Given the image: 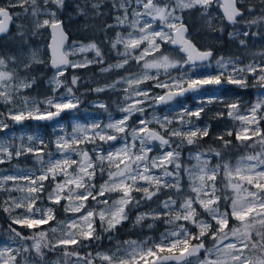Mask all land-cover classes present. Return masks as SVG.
<instances>
[{
  "label": "snow or ice",
  "instance_id": "obj_1",
  "mask_svg": "<svg viewBox=\"0 0 264 264\" xmlns=\"http://www.w3.org/2000/svg\"><path fill=\"white\" fill-rule=\"evenodd\" d=\"M213 5L222 16H213ZM69 7V0H0V105L5 107L0 111V133L11 129L7 121H53L66 111H78L81 99L75 89L80 76L73 74L70 83L61 79L69 67L101 65V73H127L85 90L122 91L123 103L117 105L122 115L113 120L109 112L104 124H74L71 133L51 141L55 153L34 135H27V144L22 135L14 150L0 140V165L30 155L38 166L0 177V216L7 221L4 233L10 242L0 240V264H93L94 259L106 264H264V94L247 106L238 98L207 92L209 86L222 93L229 86L264 89V45L247 63L241 55L216 58L211 47L198 49L184 21L186 10L198 8L209 31L223 35L230 25L229 40L248 50L255 47L256 37L264 40V0H72L73 13L86 23L91 20L96 32L104 34V42L119 58L114 64H106L95 41L73 48L93 51V59L66 58L68 37L61 14ZM14 19L19 22L12 31L9 22ZM121 29L130 30L125 35ZM46 33L51 37L50 64L33 42ZM212 60L219 69L215 74L197 71ZM133 62L142 71H133ZM40 65L55 69L45 79L52 94L46 92L43 98L26 94L44 75ZM172 69L180 75L173 76ZM148 81L153 83L142 87ZM61 87L64 94L56 96ZM190 93L199 97L195 109L181 103ZM173 102L180 106L174 115L161 118L153 111L151 119L146 117L147 108ZM214 103L223 110L211 113L209 120L233 122L215 134L210 123L197 124L202 114L208 115L206 105ZM93 107L109 111L103 102ZM205 137L218 146L204 148ZM185 148L188 161L195 164L181 158ZM234 149L252 151H245L233 165L227 154ZM44 201L47 206H38ZM142 208L135 212L133 227L163 226L159 240H126L111 254L80 255L79 249L105 236L117 239L119 227L131 220L133 210ZM60 210L71 217L57 219ZM50 221L55 226L41 227Z\"/></svg>",
  "mask_w": 264,
  "mask_h": 264
},
{
  "label": "trees",
  "instance_id": "obj_2",
  "mask_svg": "<svg viewBox=\"0 0 264 264\" xmlns=\"http://www.w3.org/2000/svg\"><path fill=\"white\" fill-rule=\"evenodd\" d=\"M194 11H190L188 12L189 14H192ZM188 13H186L185 15H188ZM74 28L75 31H69L67 32L69 37H70V41H80V42H84V43H90L95 41L100 48L102 49V51L104 52V54H107V59H110L111 56V51L109 48V45L107 43L104 42V34L103 33H97L96 30L92 27V21L89 20L87 23L85 22L83 17H78L76 16L75 19L71 20L70 22ZM95 23H99V21H96ZM220 20L217 19L216 20V24H219ZM68 23H65L64 25H67ZM232 30V27L229 25L227 26L225 32L223 33V35H221V33L219 31H215V32H211L207 29L206 26H202L200 28L199 33L193 35L191 37L192 41L196 44V46L199 49H203L204 47H211L214 50V55L216 58H219L220 56H224V57H228L231 55H241L243 58V62L247 63L249 61H251L253 59L252 57V53L261 50V45H264V40L260 39L259 37H256L255 39L252 40V44L255 45V47L250 48L248 50H244V49H239L238 44L234 41L229 40L228 37V32ZM253 31H257V28H253ZM191 31V28H189V32ZM109 35H113L112 33H110ZM219 40V42H214L216 40ZM205 42V43H203ZM258 59V58H257ZM99 68L98 66H90L87 68H84L82 70H76V71H67V80H70L73 74H77L80 76V81L83 83L81 85H79L81 87V91L85 92L86 89H91L94 88L96 86H103L105 84L111 83L113 81V79L118 78L120 75H122L123 73L117 72L115 73V77L113 75V73H106V74H102L100 73V71H98ZM42 72L44 75L48 74L50 72V69H45L44 71H40ZM41 77V79L39 80L38 84L36 86H34L33 89L28 90V92H26V94H31L33 96H38V98H43L44 94L47 92L49 95H51L52 93L49 91L47 85L45 84V78ZM253 89L254 88H249L247 90L244 89H239L233 86H229L225 92H220L219 94L216 95H220L222 96L224 99H228V100H232V99H240L241 101H244L246 99L252 100L253 98ZM213 91H215L214 89H207V92L209 94H212ZM92 96L93 93L91 91L86 92L84 95H81V98L83 99V97H88ZM112 94L105 91L103 93H100L99 95L96 96V98L98 100H101V102L110 105L111 101H112ZM194 96V95H193ZM191 97H188L185 100H182L181 103L186 104L188 107L193 108V106H195V104H193L194 102L191 100ZM204 99H207V97H204ZM83 101H85V99H83ZM174 105H178L177 103H173ZM171 104V105H173ZM169 105V106H171ZM168 106V107H169ZM222 105L219 104H211V105H206V111L208 113V115L202 114L203 119L198 121V125L203 126L205 122H208L211 124V132L213 134L218 133V132H223L225 130V122L227 121H216V120H209V115L211 113H214L218 110H222L221 109ZM5 110L4 105H0V111ZM162 110V109H160ZM26 125L28 126L29 129H34L36 128L35 125H33V122H31L30 120L25 121ZM38 126H43L45 127L46 125H38ZM43 133V140H45V142H51L52 140V134L50 133L49 130H46L45 128H43L42 130ZM204 148H207V146L209 144H212L213 146H218V142L213 141L212 139L205 137L204 140L201 142ZM245 151H252L251 149H234L233 151H231L230 153L227 154V158L229 159L230 163L236 161L241 155H243L245 153ZM26 158V157H25ZM213 161H215V158H213ZM26 162H29V160H26ZM8 168V163L4 164V165H0V168ZM145 209H139V210H133L132 213V218L130 221H125L123 223L122 226L119 227V231L118 233L114 234L117 239H113L112 241H109L106 236L104 239H102L100 242H98L95 245H92L89 248H81L79 249L80 255L81 256H85L88 252H91L92 255L95 257V254L97 252H105V253H112L116 250V246L117 243H119L121 246L123 245V242L126 240H136V241H140L143 239H146L147 237H152L153 240H158L160 233L164 230L163 226L159 227V228H154L149 230L146 226L145 227H133V223L132 221H134V217H135V212L136 211H144ZM55 215L57 216V219L60 220H64L67 216L66 213H64L62 210H60L59 212L55 213ZM55 222L52 221V224H54ZM14 227H18V226H14ZM7 228V221L4 217L0 216V240H6L5 238V233L4 230ZM25 235L29 234V231L27 229H21ZM36 231V230H33ZM26 243H31V241H26ZM60 255V253H57L55 255H52L51 258L55 259L56 256ZM72 259H75L74 257ZM62 260V257H61ZM95 260V259H94ZM101 264H105L104 262H101Z\"/></svg>",
  "mask_w": 264,
  "mask_h": 264
},
{
  "label": "rangeland",
  "instance_id": "obj_3",
  "mask_svg": "<svg viewBox=\"0 0 264 264\" xmlns=\"http://www.w3.org/2000/svg\"><path fill=\"white\" fill-rule=\"evenodd\" d=\"M69 4L70 7L61 14V19L64 21L65 23H68L65 26V29L67 32L69 31H75L74 26L70 23L71 20L75 19L76 15L73 13V8L71 7L72 4V0H69ZM190 11H194L192 14H189L188 12ZM213 14V16H221L219 8H217L215 5H213V7L210 10ZM199 12L200 9H192V10H186L184 13V21L185 23L188 25L189 28H191V31L188 33L189 37L191 38L193 35L199 33L200 28L203 25V22L201 21L200 17H199ZM186 13H188V15H185ZM217 20V19H216ZM216 20H214V23H216ZM19 21L14 19L12 21V26H11V30L14 31L15 30V24L18 23ZM130 29H121V31H123L125 33V35L127 34V31H129ZM48 40H49V34H45V36L41 39H34V44L39 45V51H38V55L44 59L45 61L48 62V53H47V44H48ZM205 43V42H203ZM80 44H88V43H84V42H80V41H70L64 51H66L68 53V57L70 58L71 62H79V61H84V60H91L94 58L95 53L93 51H87V52H79V51H73L74 46L78 47ZM165 48H167L169 51L172 50V46L170 45H165ZM206 47H204L203 49H205ZM202 49V50H203ZM122 50V49H121ZM181 56H183V54H180ZM107 54H105V60H106V64L107 63H116L117 59H119L114 52H111V56L110 59H107ZM150 59V57H149ZM210 63L211 66H208V64ZM103 65V66H106ZM90 66H98V68L100 69L101 65H89ZM187 67V66H186ZM49 67L45 68L43 65L38 66V70L40 71H44L45 69H48ZM84 68H77V69H73L71 67L67 68L66 72H65V76L61 77V79L66 78L67 79V71H76V70H82ZM99 71V70H98ZM122 72V75H127V73H125L122 69H116L113 70L112 73L115 77V73L117 72ZM133 71H142V69L139 68V66H136L135 63L133 62ZM197 71L201 74H215L217 71H219V69H217L215 61L212 60L211 62H208L207 64H205L204 66L200 67L197 69ZM55 73V70H50V72L48 74L44 75L45 79H50L53 74ZM101 73V72H100ZM111 73V72H108ZM102 74H106V73H102ZM150 75H154L155 74V70H151L149 72ZM171 74L173 76H178L180 75V70L177 69H172L171 70ZM161 79H164L165 77L163 76V74H161L160 76ZM69 83L71 81L67 80ZM151 83H153L152 81H148L146 82V85H142L143 86H150ZM83 84L81 81H79L78 85L76 86L75 89V95L79 96L81 99V105L79 107L78 111H66L64 113L61 114V117H59L57 120H53L50 122H43V123H37V122H33V125L36 126V128L34 129H29L28 126L26 125L25 121L23 123V125H16L13 124L12 121H7L11 126L10 130H6V132L4 133H0V140H5L7 142V144L12 145V148H10V150H14V147L19 145L21 143L20 137L23 135L25 138L23 140L24 144H27L28 141L26 139L27 135H34V136H38L40 138L43 139V133L42 130L43 128H45L46 130H49L50 133L52 134V140H54L56 138V135H64L65 132L67 133H71L72 131V126L76 123L82 124V125H87L91 122H101L102 124L107 123L109 121V112H111V118L113 120L119 119L122 115V113H120L117 110V105L123 103V95L124 93L122 91H107L109 93H111L112 96V101L110 103V105L108 106V112L104 111L103 109L100 108H96L93 107V104L97 101L101 102V100H98L96 98L97 93H93L92 96L88 97H83V99H85V101H83V99L81 98V93H85L84 91H81V87L79 85ZM127 85H120L119 88H123L126 87ZM48 87V86H47ZM215 90V89H214ZM154 91L156 92H161L160 89H155ZM65 92V89L63 87H61L58 92L56 93V96H60L63 95ZM216 94H219L220 92L218 90L213 91ZM253 98L252 100L246 99L243 102V104L250 106L251 103H254L262 94H264V89L259 90V92L257 91V89H253ZM191 100L194 102L193 104H195V106H193V109H195L198 104H199V97L197 96H192ZM129 103H131V101H129ZM105 104V103H104ZM186 105V104H185ZM147 107V106H145ZM221 109L223 110L222 106ZM180 110V106L179 105H171L165 109H157V107H155V109L153 108H147V111L145 113L146 117L151 119L153 111H155V114L161 118H163L165 115H174L176 112H178ZM54 111V109H53ZM243 111V109H242ZM136 117L133 118V120H135ZM31 121V120H30ZM32 122V121H31ZM198 123V121H197ZM228 125H231L233 122L231 120H227ZM236 124H239V121L235 122ZM46 125L45 127L43 126H38V125ZM174 127H177L179 125H176L174 123L173 125ZM63 127V129L65 130L64 132L60 131V128ZM151 127L153 128H158V125H152ZM129 142H131L130 138H129ZM123 142L121 141L120 143H115V147H119L121 146ZM51 150L55 153L56 149L55 146L51 144V142H49ZM90 147V146H89ZM105 147H107L105 145ZM188 156V148H185L182 152V159L185 161V163L187 164H195V160L192 161H188L187 159ZM56 158V157H54ZM26 160H29V162H26ZM237 161V160H236ZM236 161L232 162V164L234 165L236 163ZM212 162L214 163L215 161H213L212 158ZM34 167H38L34 164V160L31 158V156H26L25 157H21L19 160H17L15 157H13V159L8 163V168H0V177H2L3 175H15L17 174L20 170H24L27 168H34ZM106 178V177H105ZM11 181L8 182V186L11 187L12 186ZM185 183V187H187V180L185 179L184 181ZM13 195H19V193H13ZM62 203H67V201H63ZM38 206L40 207H44L47 206V201H44V204H38ZM102 207V206H100ZM22 211V210H21ZM71 213H67V218L71 217ZM49 226H55V223L52 224V221L49 222V225H44L41 227H49ZM160 237V236H159ZM159 240V239H158ZM5 243H10L7 240H3ZM2 246V245H0ZM12 247H16V244H11ZM123 246V245H122ZM111 254V253H110ZM74 260V259H73ZM100 259H95L93 261V264H101ZM106 264V262H104Z\"/></svg>",
  "mask_w": 264,
  "mask_h": 264
},
{
  "label": "water",
  "instance_id": "obj_4",
  "mask_svg": "<svg viewBox=\"0 0 264 264\" xmlns=\"http://www.w3.org/2000/svg\"><path fill=\"white\" fill-rule=\"evenodd\" d=\"M219 11H220V14H221V16H222V11H221V9H219ZM226 23V22H225ZM11 26H12V21H10L9 22V28H10V30H11ZM66 34H67V40L65 41V44H64V49H65V47H66V45L68 44V42H69V40H70V38H69V35H68V33L66 32ZM50 40H51V37H50V35H49V40H48V43H50ZM173 47V46H172ZM63 49V50H64ZM199 49V48H198ZM178 50V49H177ZM200 50H202V49H200ZM47 53H48V63L50 64V57H51V52H50V50L48 49V47H47ZM184 55V54H183ZM69 61H70V58L67 56L66 57ZM199 63V62H198ZM208 62H205V64H207ZM204 64V65H205ZM49 69H51V70H55V69H52L50 66H49ZM208 89H214V88H212V87H208ZM194 94H188V95H186L184 98H181V101L182 100H185V99H187L188 97H191V96H193ZM174 103V102H173ZM172 104V103H171ZM170 104V105H171ZM169 105H157L156 107H157V109H165V108H167ZM32 122H37V123H43V122H50V121H32Z\"/></svg>",
  "mask_w": 264,
  "mask_h": 264
}]
</instances>
